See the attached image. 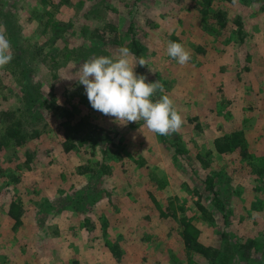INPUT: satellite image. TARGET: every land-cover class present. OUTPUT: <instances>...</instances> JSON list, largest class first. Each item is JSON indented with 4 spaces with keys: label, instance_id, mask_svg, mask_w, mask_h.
I'll return each instance as SVG.
<instances>
[{
    "label": "rangeland",
    "instance_id": "374dc122",
    "mask_svg": "<svg viewBox=\"0 0 264 264\" xmlns=\"http://www.w3.org/2000/svg\"><path fill=\"white\" fill-rule=\"evenodd\" d=\"M60 2L64 1L0 0V5L13 6L22 28L20 46L27 54L42 51V55H54L58 74L55 83L60 91L69 92L68 98L81 86L76 78L86 60L67 56L64 49L88 46L97 37L96 29L105 24L116 27L120 35L135 26L148 49L144 58L147 65H137L135 71L146 76V82L159 80L165 87L163 94L173 99L184 121L174 134L188 154L182 159L175 156L159 134L144 126V121L120 125L114 117L93 110V122L118 130L129 143L130 154H134L132 161L128 156L126 165L116 164L109 177L96 182L77 174L78 166L89 161L88 154L84 149L64 153L58 122L47 115L49 127L41 138L1 155L6 172L20 179L13 182L0 178V264H171L170 260L177 264H188L189 260L192 264H207L201 256L189 258L178 234V221L183 216L201 230L203 244L223 250L219 264H264V173L257 172L258 167L264 171L262 4L255 0L213 2V7L228 12L231 28L234 19L242 16L250 36L245 44H238L231 41L229 28L216 38L203 33L196 0H69L61 7ZM1 22L0 18V30L6 34ZM52 23L67 24V38L58 41L57 46L52 44ZM128 36L121 45L111 43L106 36V44L91 57H115L120 47L129 43ZM173 37L192 54L184 66L167 55V44ZM198 45L203 46V52L196 51ZM64 61L65 65L59 64ZM46 67L40 64L35 76L50 83ZM14 68H18V62L0 69V74L6 85L14 84L10 89L17 93L15 79L7 71ZM10 97V106L20 108L18 97L13 93ZM59 99L61 104L68 101L65 94ZM236 131L244 132L247 156L239 152L211 154L216 138ZM27 150L36 154L31 163L25 157ZM138 155L146 158L143 169L134 168L133 160ZM200 155L209 161L208 167L200 161ZM211 175L216 176V191L230 207L228 213L214 207V193L204 186ZM164 178L167 187L158 188L156 181ZM88 183L105 188L103 199L92 207L90 200H84L82 207L67 210L65 206L80 198ZM152 195L161 209L152 202ZM18 199L26 213L23 227L14 231V221L7 211L10 202ZM198 201L212 219L199 211ZM43 202L47 203L43 206ZM171 202L178 216L164 217L160 211L167 213ZM248 241L256 245L251 257L237 249L239 243ZM108 242L122 246L124 258L120 263L109 251Z\"/></svg>",
    "mask_w": 264,
    "mask_h": 264
},
{
    "label": "trees",
    "instance_id": "16d2710c",
    "mask_svg": "<svg viewBox=\"0 0 264 264\" xmlns=\"http://www.w3.org/2000/svg\"><path fill=\"white\" fill-rule=\"evenodd\" d=\"M60 2V7L63 4H69V0H63ZM262 4L264 10V0H255ZM198 2L197 7L199 8L200 21L202 26V31L204 34H208L213 38L220 36L223 30H229L232 34V40L236 41L238 44H245L248 37L250 36L245 28L244 20L242 16H237L233 21V28L230 27L229 14L227 11L221 9V7H213V2L215 0H196ZM10 3L5 5H0V18L1 23L5 28L6 36L11 42V48L13 49L12 55L13 59L8 64L17 63L18 68L13 70H7L8 73L12 74L15 79V83L18 88V92L15 93L11 90V85H6L3 76L0 74V160L3 152H8L10 150H19L28 145L31 141L41 138L44 134L43 131L49 127V121L47 120V115L49 117H55L58 122V132L62 136V149L64 153L71 154L74 151L84 149L88 154V160L84 164H81L77 168V174L80 176H89L92 180L96 182L104 180V178L109 177L113 171L116 164L126 165V158L130 156L131 150L130 145L127 141L120 137V132L117 130H110L108 128L102 127L97 123L93 122V108L90 105L84 86L76 87L77 94H73L72 98H68L69 92L67 90H59V86L55 83L57 80V70L55 62V57L48 54V56L42 55V51H38L32 55L28 51L27 54L25 49L20 46V40L22 38V28L19 24V19L17 18L16 12L12 9ZM12 9V10H11ZM46 10V6L44 7ZM36 19L40 17L34 14ZM45 16H42L40 24ZM30 20H33L32 16ZM54 26L55 38L53 39V46H57L58 41L66 40L67 38V24L64 23H52ZM47 24H44V26ZM103 28V29H101ZM85 32V30H82ZM119 30L116 27H112L109 24H105L103 27L96 29L97 37L91 40V44L85 45L80 48L68 49L65 48L64 51L67 52V56H77L76 59L84 58L88 60L95 51L100 50L101 45H105L106 36L111 38V43L116 45H121L122 41L126 42V37L129 38V43L126 47L129 48L130 52L134 56L139 58H145L148 53V49L144 42V36L137 33L134 27H130L129 33H117ZM125 34V36H124ZM88 33H85L86 38ZM175 42V37L172 38ZM100 42V44H99ZM18 46V48H17ZM87 47V48H85ZM35 50V47H34ZM71 50V52L69 51ZM54 51V50H52ZM73 51H75L73 53ZM102 51L103 48H102ZM196 51L203 52V46L198 45ZM99 56V54H97ZM32 63V65H31ZM45 64L46 70L48 71L47 77L50 80L46 83L48 88L45 90V82L39 77L36 80V74L38 66L40 64ZM65 65V61L59 63ZM48 67L52 68L48 69ZM17 69V70H16ZM13 93L21 101V107L17 108L13 104L10 106V94ZM58 92V93H57ZM65 94L67 97V103L61 104L59 95ZM76 97V101L73 99ZM4 103L5 106H4ZM83 108L89 112L83 113ZM83 111V112H82ZM51 115V116H50ZM198 126V125H197ZM160 139L164 145L170 146L174 155L178 158L186 156L188 151L181 146L179 138L176 134L169 136H161ZM243 131H236L229 134H225L214 140V149L211 154L214 155H224L239 152L243 157L247 156L249 151ZM210 155V154H209ZM36 154L31 150L25 152V157L28 163H31ZM134 154L129 158L132 161ZM200 161L208 167L210 165L209 161L206 160L202 155L199 156ZM96 158V159H95ZM94 159V160H92ZM10 161H13L12 159ZM129 161V160H128ZM135 167L140 169L145 168L147 162L146 158L142 155H138L136 159L133 160ZM257 172L263 174L262 168H257ZM14 174H8L3 168L0 162V178L7 177L13 182L19 181L13 176ZM216 176H208L204 180V186L206 189L214 193V207L220 209L224 213L230 211V207L227 208L226 201L222 198V193L216 191ZM154 179V178H153ZM158 188L167 187L166 179H160L156 181ZM82 194L80 198H76L72 205H66V209H72L76 207H82L81 202L84 200H90L91 207L97 204V201L103 199L104 193H106L105 188H102L99 184H90L86 186L84 190L81 191ZM106 195V194H105ZM152 202L157 206L158 201L155 200L154 196H151ZM47 202H43V206ZM94 203V204H93ZM96 203V204H95ZM201 201L196 202V206L199 211L205 216L211 217L212 214L208 209L203 206ZM168 212L160 211L161 215L164 217H177V209L174 202L167 205ZM25 208L23 202L18 199L12 200L8 206L7 214L14 221L13 230L20 231L24 225ZM89 219H86V224H89ZM178 234L185 246L189 258L194 255L201 256L207 261V264H219L223 258V250L220 248H215L208 246L201 242V230L190 220V218L183 216L180 217ZM112 256L121 262L124 258V251L119 242H109L106 244ZM253 241H248L246 244L239 243L237 249L245 257H251L253 255V249L255 247ZM192 260L187 263L192 264ZM183 262V261H182ZM182 262H180L182 264ZM171 264H177V262L170 260ZM178 263V264H180Z\"/></svg>",
    "mask_w": 264,
    "mask_h": 264
},
{
    "label": "clouds",
    "instance_id": "9594fccd",
    "mask_svg": "<svg viewBox=\"0 0 264 264\" xmlns=\"http://www.w3.org/2000/svg\"><path fill=\"white\" fill-rule=\"evenodd\" d=\"M167 55L181 66L192 58L182 43L173 41L167 44ZM12 59L11 42L0 30V69ZM137 65H147V61L135 58L129 48L120 47L115 57L94 56L84 61L76 79L84 86L92 108L114 117L118 124L144 121L149 131L161 136L177 133L184 121L173 99L163 94L165 87L159 80L146 82V76L138 75Z\"/></svg>",
    "mask_w": 264,
    "mask_h": 264
}]
</instances>
